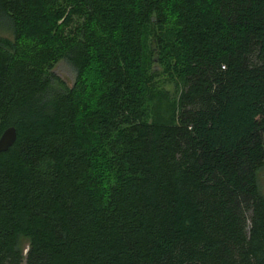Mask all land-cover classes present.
Here are the masks:
<instances>
[{
    "label": "trees",
    "instance_id": "obj_1",
    "mask_svg": "<svg viewBox=\"0 0 264 264\" xmlns=\"http://www.w3.org/2000/svg\"><path fill=\"white\" fill-rule=\"evenodd\" d=\"M0 29V264H264V0H0Z\"/></svg>",
    "mask_w": 264,
    "mask_h": 264
},
{
    "label": "rangeland",
    "instance_id": "obj_2",
    "mask_svg": "<svg viewBox=\"0 0 264 264\" xmlns=\"http://www.w3.org/2000/svg\"><path fill=\"white\" fill-rule=\"evenodd\" d=\"M0 35L10 37L9 31L4 29H0ZM55 71L68 84H72L75 77V72L64 61H61L60 63L56 64ZM260 184L264 192V170L260 174Z\"/></svg>",
    "mask_w": 264,
    "mask_h": 264
},
{
    "label": "water",
    "instance_id": "obj_3",
    "mask_svg": "<svg viewBox=\"0 0 264 264\" xmlns=\"http://www.w3.org/2000/svg\"><path fill=\"white\" fill-rule=\"evenodd\" d=\"M16 140V129L9 126L0 135V152L7 150Z\"/></svg>",
    "mask_w": 264,
    "mask_h": 264
}]
</instances>
